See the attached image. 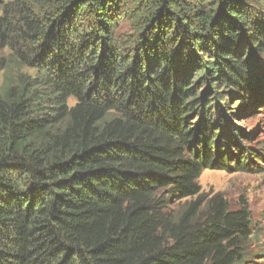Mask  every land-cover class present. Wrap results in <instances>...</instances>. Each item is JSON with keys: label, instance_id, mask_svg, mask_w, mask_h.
I'll return each instance as SVG.
<instances>
[{"label": "trees", "instance_id": "obj_1", "mask_svg": "<svg viewBox=\"0 0 264 264\" xmlns=\"http://www.w3.org/2000/svg\"><path fill=\"white\" fill-rule=\"evenodd\" d=\"M128 1L0 0V264L244 262L247 204L198 180L258 155L223 111L264 107V0H137L126 47Z\"/></svg>", "mask_w": 264, "mask_h": 264}, {"label": "rangeland", "instance_id": "obj_2", "mask_svg": "<svg viewBox=\"0 0 264 264\" xmlns=\"http://www.w3.org/2000/svg\"><path fill=\"white\" fill-rule=\"evenodd\" d=\"M136 1L129 0L128 5L120 14L113 34L118 45L127 47V44L131 43L137 35L138 13L134 6ZM260 4H256L258 9H260ZM2 7L4 4L0 3V12ZM14 16L12 14V17ZM10 53H12L11 50ZM10 53L7 49L3 55L6 57ZM14 59L12 58L11 61L9 57L8 71L11 73L16 70L17 64ZM25 72L29 71L25 70ZM3 85L4 74L2 73L0 74V90ZM229 99L228 108L223 111L226 114V123L229 124L227 127L230 128L235 140H239L238 144L245 145L258 155L251 158L252 164H244L243 155H238L237 158L236 150L228 147L227 151L232 152L228 167L204 170L198 183L204 197L219 193L232 209L238 208L242 202L247 204L251 214L252 235L247 243V251L242 264H264V107L257 108L252 105L251 100L239 103L240 98L238 97H229ZM70 104H73V101H70ZM212 133L215 134H211L210 137L213 138L215 135L216 140L220 141L218 136L220 133L216 128L212 129ZM234 156H236V161ZM244 162H247V159Z\"/></svg>", "mask_w": 264, "mask_h": 264}]
</instances>
